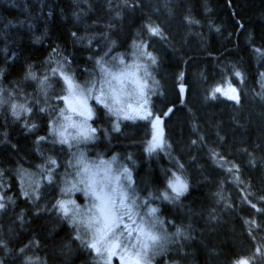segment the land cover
Segmentation results:
<instances>
[{"label":"trees","instance_id":"16d2710c","mask_svg":"<svg viewBox=\"0 0 264 264\" xmlns=\"http://www.w3.org/2000/svg\"><path fill=\"white\" fill-rule=\"evenodd\" d=\"M138 41L156 57L152 106L166 140L173 129L161 182L178 175L187 185L162 214L174 230L204 218L192 264H264V0H0V264H97L59 197L48 201L54 188L28 197L20 175L54 169L56 156L44 151L66 80ZM95 111L96 144L111 146L107 155L150 147L149 125L141 135L136 123Z\"/></svg>","mask_w":264,"mask_h":264},{"label":"rangeland","instance_id":"374dc122","mask_svg":"<svg viewBox=\"0 0 264 264\" xmlns=\"http://www.w3.org/2000/svg\"><path fill=\"white\" fill-rule=\"evenodd\" d=\"M161 40L165 42L164 37ZM127 53L114 52L102 58L100 68L80 81L69 79L72 90L68 88L62 96L60 110L49 129L51 143L44 151L47 157L56 156L54 169L42 168L43 164L38 169L22 171L23 192L36 198L45 186L53 187L48 201L59 197V207L64 205L63 209L60 207L63 216L91 250L97 264H135L137 260L140 264H192V258H198L199 247L204 246L201 229L204 218H197L198 227L180 222L174 230L172 220L162 214L178 206L187 185L178 175L171 176L165 187L162 183L167 174L161 157L171 159L174 136L171 129L172 137L168 135L165 139L164 126H160L162 116L155 113L152 106L154 96L160 92L156 57L142 41L135 42ZM224 93L228 97L237 96L232 87H227ZM114 97H119L120 103H115ZM97 105L105 108L115 121L136 123L133 128L141 130V135L146 130L142 125H149L150 147L136 143L107 155L112 147L102 148L96 144L98 137L93 120ZM81 111L85 115H79ZM116 127H119L117 122ZM182 170L180 165L178 172L181 174ZM152 171L157 173L158 183L152 182ZM176 177L184 185L179 194L170 187ZM101 188L106 196L115 200L113 211L119 223V227L113 226L114 231L103 234L98 231L102 225L95 222L100 215L95 207L99 201L92 194L93 191L99 193ZM179 211L182 217H187L181 208ZM124 213H129L131 218ZM121 215L122 220L119 219ZM122 229L125 230L121 235ZM148 235L156 237L155 241L149 240Z\"/></svg>","mask_w":264,"mask_h":264},{"label":"snow or ice","instance_id":"6c2138e0","mask_svg":"<svg viewBox=\"0 0 264 264\" xmlns=\"http://www.w3.org/2000/svg\"><path fill=\"white\" fill-rule=\"evenodd\" d=\"M153 31L155 32L156 30L153 29ZM115 78V77H114ZM67 84H68V88L69 91L71 92L72 90V83L70 80H66ZM217 92H220L221 89L217 88L216 89ZM233 92L235 91L234 89L232 90ZM227 95V93H225ZM229 99H238V97L234 96V95H230ZM114 102L115 103H120L119 97H114ZM69 106L71 107V102H69ZM82 107H85L84 105H82ZM73 111H76L75 108H72ZM79 115H85L84 111H81L78 113ZM88 117L90 118V112L87 113ZM81 135H84V133H81ZM85 171H87V169H85ZM92 183H95V181L93 180ZM89 187H91V184L89 185ZM170 187L173 188V191H176L177 194H179V192L183 189L184 185L182 184V182L180 181L179 177H176V180L174 183L170 184ZM96 200L99 201V204L95 205V207L97 208L98 212L100 213L99 217L96 218V223L101 224L102 228L98 229V231H101L102 234L103 233H110L112 231H114V227H119V223L117 222V218L114 214V207L116 205L115 200H112L110 196H106L103 192V188H101V191L99 193L93 191L92 193ZM123 196V193H122ZM120 206H123V199L120 202ZM0 207H3V205H0ZM60 207L63 209L64 205L61 204ZM153 212L155 211V209L152 210ZM65 214H67V210L65 209ZM123 215H129V213H124ZM123 215L120 216V220L123 219ZM125 229L121 230V235L123 234ZM141 232H143V229H141ZM129 235H131V233H129ZM149 240L155 241L156 237L152 236V235H148L147 237ZM93 248L96 247L95 244L91 245ZM133 247H135V245H132ZM145 248L147 247V244L144 245ZM97 251H99V249H97ZM259 251V250H258ZM137 255H139V253H137ZM135 264H140V261L137 260L135 262ZM240 264H247V261H241Z\"/></svg>","mask_w":264,"mask_h":264},{"label":"water","instance_id":"95a60500","mask_svg":"<svg viewBox=\"0 0 264 264\" xmlns=\"http://www.w3.org/2000/svg\"><path fill=\"white\" fill-rule=\"evenodd\" d=\"M162 124H163V120L161 119V120H160V126H161Z\"/></svg>","mask_w":264,"mask_h":264}]
</instances>
